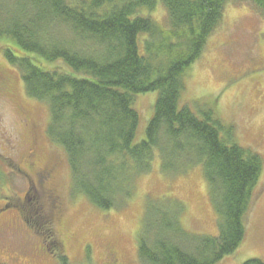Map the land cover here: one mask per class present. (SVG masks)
I'll return each mask as SVG.
<instances>
[{
    "label": "trees",
    "instance_id": "16d2710c",
    "mask_svg": "<svg viewBox=\"0 0 264 264\" xmlns=\"http://www.w3.org/2000/svg\"><path fill=\"white\" fill-rule=\"evenodd\" d=\"M229 1L161 0L164 26L140 14L157 0H0V40L13 43L5 58L20 71L27 96L48 104L47 135L65 151L74 194L112 211L130 201L136 178L150 174L156 161L169 176L202 168L218 235L187 232L175 203L150 206L138 241L140 264H219L247 236L264 157L239 145L211 108L196 114L182 104L184 78ZM242 1L264 16V0ZM154 92L153 117L136 142L135 97ZM47 223L44 239L51 244ZM59 262L70 264L65 255Z\"/></svg>",
    "mask_w": 264,
    "mask_h": 264
},
{
    "label": "rangeland",
    "instance_id": "374dc122",
    "mask_svg": "<svg viewBox=\"0 0 264 264\" xmlns=\"http://www.w3.org/2000/svg\"><path fill=\"white\" fill-rule=\"evenodd\" d=\"M157 2L153 10L140 14L167 26V11L161 0ZM10 46L11 41L0 40V77L8 84L0 91V264H60L61 255L70 264H110V254L119 264H140L138 241L147 209L167 201L181 206L179 220L187 232L218 235V218L201 167L169 176L156 161L150 174L136 178L130 201L112 211L99 210L82 194H74L65 151L47 135L49 106L27 96L20 71L5 58ZM184 84L183 106L196 114L211 108L233 129L239 145L264 157V16L252 3L226 4L221 23ZM157 97L156 92L135 97L134 108L141 116L136 142L145 139ZM28 154H34L39 167L53 170L47 185L58 203L42 195L37 182L27 177ZM260 191L248 217L246 238L219 264L264 260V171ZM46 220L52 224L51 244L44 239L50 228Z\"/></svg>",
    "mask_w": 264,
    "mask_h": 264
},
{
    "label": "flooded vegetation",
    "instance_id": "af4514ba",
    "mask_svg": "<svg viewBox=\"0 0 264 264\" xmlns=\"http://www.w3.org/2000/svg\"><path fill=\"white\" fill-rule=\"evenodd\" d=\"M7 86L8 84L5 82V80H3L0 77V91H2L3 88H7ZM25 123H26L25 125L28 126L27 120L25 121ZM24 165H25L27 177H29V179L32 180L35 185L37 182L42 195L50 198L53 201V203H56V202L58 203V199L54 191L51 189L50 185H47L48 181L52 177L53 170L49 168L39 167L34 161V154H28L25 157ZM34 178H36L37 181H35ZM60 245L61 244H58L59 247ZM56 253L57 252H55V254ZM114 258L115 256L113 254H110V264H119L118 260Z\"/></svg>",
    "mask_w": 264,
    "mask_h": 264
}]
</instances>
